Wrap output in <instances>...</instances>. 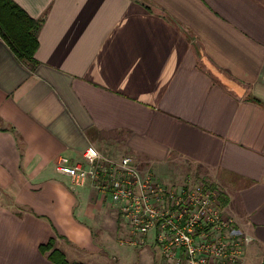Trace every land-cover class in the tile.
Segmentation results:
<instances>
[{
  "label": "crops",
  "instance_id": "crops-1",
  "mask_svg": "<svg viewBox=\"0 0 264 264\" xmlns=\"http://www.w3.org/2000/svg\"><path fill=\"white\" fill-rule=\"evenodd\" d=\"M12 1L40 27L32 66L0 35V264H54L49 239L118 264L117 206L55 169L90 144L215 187L264 264V0Z\"/></svg>",
  "mask_w": 264,
  "mask_h": 264
},
{
  "label": "built area",
  "instance_id": "built-area-1",
  "mask_svg": "<svg viewBox=\"0 0 264 264\" xmlns=\"http://www.w3.org/2000/svg\"><path fill=\"white\" fill-rule=\"evenodd\" d=\"M55 169L71 185L90 181L110 197L126 224L127 244L152 241L167 264H244V232L215 187L190 178L167 185L130 155L109 156L91 144L82 160L58 157Z\"/></svg>",
  "mask_w": 264,
  "mask_h": 264
},
{
  "label": "trees",
  "instance_id": "trees-1",
  "mask_svg": "<svg viewBox=\"0 0 264 264\" xmlns=\"http://www.w3.org/2000/svg\"><path fill=\"white\" fill-rule=\"evenodd\" d=\"M40 27V20L29 17L12 0H0V35L7 42L15 56L34 65L36 60L33 53L37 47V31ZM53 239L41 244V252L50 250L48 257L54 264H83L79 262H68L62 251L52 248Z\"/></svg>",
  "mask_w": 264,
  "mask_h": 264
},
{
  "label": "rangeland",
  "instance_id": "rangeland-1",
  "mask_svg": "<svg viewBox=\"0 0 264 264\" xmlns=\"http://www.w3.org/2000/svg\"><path fill=\"white\" fill-rule=\"evenodd\" d=\"M197 167H191L190 173H196ZM111 211V210H109ZM110 213V212H109ZM113 218V232L119 243L114 242L111 249L114 250L119 258L118 264H167L159 255V250L156 246H151L150 243L143 246H136L127 244L124 238L127 236V228L124 220L119 215H111ZM104 233L107 228L102 227ZM123 240V242H122Z\"/></svg>",
  "mask_w": 264,
  "mask_h": 264
}]
</instances>
